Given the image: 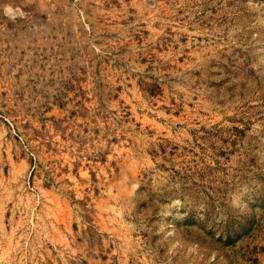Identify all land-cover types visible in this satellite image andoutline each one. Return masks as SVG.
Listing matches in <instances>:
<instances>
[{"label": "rangeland", "instance_id": "374dc122", "mask_svg": "<svg viewBox=\"0 0 264 264\" xmlns=\"http://www.w3.org/2000/svg\"><path fill=\"white\" fill-rule=\"evenodd\" d=\"M0 264H264V0H0Z\"/></svg>", "mask_w": 264, "mask_h": 264}, {"label": "clouds", "instance_id": "9594fccd", "mask_svg": "<svg viewBox=\"0 0 264 264\" xmlns=\"http://www.w3.org/2000/svg\"><path fill=\"white\" fill-rule=\"evenodd\" d=\"M12 12V10L9 8V9H7V13H11Z\"/></svg>", "mask_w": 264, "mask_h": 264}]
</instances>
